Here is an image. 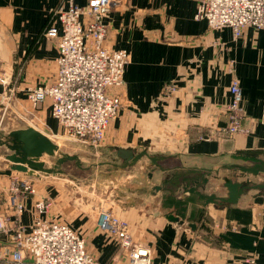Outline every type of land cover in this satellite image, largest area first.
Here are the masks:
<instances>
[{
  "label": "crops",
  "instance_id": "1",
  "mask_svg": "<svg viewBox=\"0 0 264 264\" xmlns=\"http://www.w3.org/2000/svg\"><path fill=\"white\" fill-rule=\"evenodd\" d=\"M119 1L106 19V42L111 49L128 51L131 60L125 70L124 86L109 91L112 95L120 94L124 105L109 126L101 150L109 152L121 174L129 173L126 180L134 174L129 170L135 165L122 168L124 161L118 156L119 151H133L135 155L147 152L158 159L160 164L152 165L161 172L178 162L179 166L170 171H178L174 184L188 183L184 187L188 195L175 199L166 192L165 202L168 200L170 205L180 202L184 206L180 215L174 211L175 215L166 211L169 206L160 200L159 206H152L148 199L145 203L144 196L140 197L130 186L121 196L122 183L117 180L118 185L114 186L117 189L110 195L113 198L110 209L132 225L137 241L151 248L153 264H227L217 261L223 256L222 251L215 254L204 246L201 234L205 232L195 225L194 203L202 201L201 208L196 204L197 216L207 210L219 222V228H213L207 224L210 221L207 218L205 225L220 236L223 247L230 246L243 264L248 253L256 255L257 264H264V195L250 190L236 205H220L206 204L204 198L186 192L198 187L200 193L206 194L200 190L199 178L202 181L212 175L215 178L219 172L229 173L220 174L222 179L264 183V30L248 27L239 38H235L231 28L213 30L206 20L196 19L197 4L193 0ZM75 3L85 7L88 0ZM68 7L66 0H0V76L9 80L11 90L15 89L14 105L28 106L27 89L56 81L58 40L44 33L53 13ZM234 78L241 83L243 127L247 132L201 139L215 126L227 125L229 87ZM170 83H176L178 91L164 97V89ZM5 90L7 87L0 84V97ZM50 113L47 101L34 112L40 124L32 125L49 138V133H57L54 129L57 121ZM42 122L45 128L40 126ZM41 161L48 167L44 157ZM4 162L0 165V216L15 219L16 213L3 203L7 199L3 192L8 191L14 179H29L37 192L26 202L27 210L20 217L23 225L29 228L40 217L66 222L84 237L88 251L100 262L128 264L127 254L115 240L98 230L94 217L80 212L77 203L67 202L69 195L55 180L57 175L29 176L12 170L11 164ZM119 162L122 164L117 166ZM241 168L259 170V176L243 173ZM158 176L150 174L149 182L153 183ZM208 183L206 188H211L213 182ZM227 195L226 189L223 197ZM42 199L54 203L47 214L35 209L36 201ZM213 207L224 210L221 213L211 210ZM169 217L179 221H171ZM231 223L238 228H230ZM185 225L190 226L189 230L184 229ZM9 247L8 237L1 236L0 252ZM203 247L206 248L202 250Z\"/></svg>",
  "mask_w": 264,
  "mask_h": 264
},
{
  "label": "built area",
  "instance_id": "2",
  "mask_svg": "<svg viewBox=\"0 0 264 264\" xmlns=\"http://www.w3.org/2000/svg\"><path fill=\"white\" fill-rule=\"evenodd\" d=\"M66 1L69 7L53 13L44 33L46 37L58 40L56 81L26 90L29 108L22 111V117L27 119L35 115L34 112L49 100L51 116L66 135L85 145L100 147L124 105L120 94L112 95L109 91L124 86L125 70L131 60L128 51L111 49L106 42V19L121 1L88 0L85 7L78 6L75 0ZM193 1L197 4L196 19L206 20L213 30L231 28L235 38L248 27L264 30V0ZM0 84L7 87L2 98L3 105L7 104L5 110H8L16 101L13 97L15 89L9 88L6 77L0 76ZM177 91L178 85L170 83L163 94L169 97ZM229 92L227 125L215 126L201 139L232 137L247 132L243 127V93L238 79L232 80ZM36 192L29 179H14L8 191L3 192L7 197L5 201L3 198V203L16 216L13 221L0 216V238L7 236L10 245L0 252V264H104L88 251L84 237L63 221L40 217L29 228L23 225L20 217L27 210L26 202ZM53 205L50 199L37 200L35 209L47 214ZM94 220L98 230L115 240L127 254L128 264H153L151 248L136 240L134 228L127 220L110 208L97 209ZM245 264L256 263L246 260Z\"/></svg>",
  "mask_w": 264,
  "mask_h": 264
},
{
  "label": "rangeland",
  "instance_id": "3",
  "mask_svg": "<svg viewBox=\"0 0 264 264\" xmlns=\"http://www.w3.org/2000/svg\"><path fill=\"white\" fill-rule=\"evenodd\" d=\"M3 103L4 99L0 97V144L7 141L9 133L12 132V130H15L14 128L27 125H29V127H32L33 124H40V121L37 118H34L35 115H30L31 117H26L27 119L22 117V113L24 112L23 110L28 109L29 104L23 109L19 105L12 104L9 106L8 110H5L7 104L5 102V104L3 105ZM57 123L54 121V129L57 133H54L53 131V134L49 133V135H51V141H53L59 148V151L57 153L58 156H44V158L47 161L48 167L61 169L63 171L62 174L55 177V180L57 181V183H60L65 192H67V195H69L67 197V202L77 203L80 212L88 213L95 217V215H97V209L111 208L113 198L110 197V195H113V193H115L114 189L117 188H114V186L118 185L116 183L118 180L122 183L119 185V188L122 189V191H120L121 196L125 195L127 189H129L128 187L130 186L132 187L131 189L133 191L138 192V195L140 197L141 195L144 196L143 201L145 203H147L145 199H148V201L151 202L152 206H159L160 200L161 203H165V206H169V209L167 208L166 211L172 212L175 215L176 213L180 215V212H182L184 206H177L174 204L170 205V202H168V200L167 202H165V198L168 196L166 192H170L169 195L175 199L180 198L182 195H188L184 192V187L188 186V183L184 185L177 183L174 184L176 178L174 177V174L178 171H170L174 166H179L178 162H174L172 166H169L170 169L167 168L168 170L161 172L160 169L158 170V167L152 165V162L148 158L144 157V160H140L141 162H137L135 166L129 170L134 172V174H131V178H129L130 180H126L127 174L129 173L125 172L124 174H121V171H118V165H121L122 162L116 163V165L118 166L116 167L115 164L110 160L109 152H104L101 150L102 146L94 147L80 143L74 137L66 135L64 130L59 125H57ZM40 126L45 128L44 122H42ZM210 133L211 132H207V134ZM9 153L11 152L6 147L0 145V165H2L1 163H6L4 162L5 156ZM64 155L77 156L82 164V167L79 168L75 162H67L58 168L56 165L57 158L63 157ZM158 164L160 163L158 162ZM222 173L224 172H219L215 177L216 179L214 178V175H209V178H204L205 180H207V183L209 180L213 182V186H210L211 188H206L207 186L205 185L207 183H203L202 179L199 178L198 182L200 183V190H203L206 193L204 195H212L211 193L219 197H223L224 195H226L224 182L229 180V178L225 177V179H222L220 176V174ZM150 174L159 175L156 179H154L153 183L149 182ZM224 174H226V176L229 175V173ZM116 176H119L118 179L115 178ZM259 178H257L256 180H258ZM154 187L156 188L154 189ZM257 193L260 192L257 191ZM151 198L153 200H151ZM198 203L200 204V208L204 204L202 201L194 203V213L196 216L194 220H197V224H195L198 226L197 229L205 232V235L201 234V237H203L201 240L205 241L204 246L209 247V249H211L215 254H217L216 252L218 251H222L224 253L222 257H218L217 261L219 262H227V264H243V260L240 261L236 259L235 256L237 255V253H235L233 249H230V246L227 247L225 245L227 247L226 249L223 247V243L221 241L222 239L220 238V236H217L213 233V229H207V226L205 225V223H207V218L210 219V221L207 223L210 225V227L219 228V222L212 219V215L210 216V212L205 210V212L201 214L203 215L202 217L201 215L197 216L199 215L197 214L196 205ZM211 210L219 211L222 213L224 208L213 207L211 208ZM205 219L206 221H204ZM194 220L191 222H194ZM234 225V223H231L230 228L234 229V227H236ZM189 228L190 226L188 225H185L184 227V229L186 230H189ZM206 234L208 236H206ZM205 237L209 239L204 240ZM200 244H203V242L201 241ZM206 247H203L202 250H204ZM231 255L234 256V258ZM247 255L248 257H246ZM247 255H243L244 257H246L245 261L254 260V262L257 264V257L255 254L252 255L248 253Z\"/></svg>",
  "mask_w": 264,
  "mask_h": 264
},
{
  "label": "water",
  "instance_id": "4",
  "mask_svg": "<svg viewBox=\"0 0 264 264\" xmlns=\"http://www.w3.org/2000/svg\"><path fill=\"white\" fill-rule=\"evenodd\" d=\"M0 145L6 147L11 152L5 156V160L11 164V169L14 171L26 173L29 176L38 174L46 177L63 173L61 169L47 167L45 162L41 161L45 155L57 157L59 148L49 137L34 127L10 132L7 141ZM118 156L124 161L122 168L135 165L144 157L149 158L154 165H158V159L150 156L147 152L135 155L133 151H119ZM67 162H75L79 168L82 167L79 158L71 155L58 157L56 165L59 168ZM241 171L253 175H258L260 172L259 170L250 168H241ZM203 183H207V180L204 179ZM224 187L228 191L227 197H219L215 194L204 195L198 191V187L188 189L186 192L204 198L206 204L220 205H236L240 198L250 190H257L261 195H264V183L256 184L250 180L246 181L245 184L229 180L224 184ZM169 220L178 221L175 217H169Z\"/></svg>",
  "mask_w": 264,
  "mask_h": 264
},
{
  "label": "trees",
  "instance_id": "5",
  "mask_svg": "<svg viewBox=\"0 0 264 264\" xmlns=\"http://www.w3.org/2000/svg\"><path fill=\"white\" fill-rule=\"evenodd\" d=\"M177 206H182V203L178 202L176 203ZM184 205V204H183Z\"/></svg>",
  "mask_w": 264,
  "mask_h": 264
}]
</instances>
